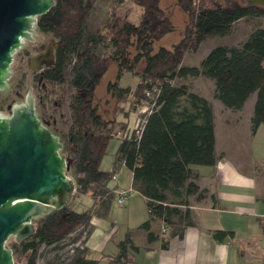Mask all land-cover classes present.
<instances>
[{
  "label": "trees",
  "instance_id": "trees-1",
  "mask_svg": "<svg viewBox=\"0 0 264 264\" xmlns=\"http://www.w3.org/2000/svg\"><path fill=\"white\" fill-rule=\"evenodd\" d=\"M121 1L114 0L115 4ZM133 1L142 7L137 23L117 14L112 7L98 31L86 27L95 0H54L37 18L38 30L56 39L54 64L35 75L45 87L41 108L46 116L56 113L65 99L63 87L66 82L70 85V121L67 129L57 134L64 143L67 172L75 184L72 196L88 194L99 204L80 211L66 204L35 218L32 234L10 244L13 263L22 257L23 264H36L42 245L62 240L77 227L86 229L84 242L96 206L108 204L114 196L107 182L121 161L131 171L132 187L145 199L149 215L139 227L146 230L147 241L158 235L150 229L153 219L162 221L171 235L178 236L194 224L190 197L199 199L203 194L194 180L192 166L213 165L218 157L213 107L207 97L175 80L199 75L211 78L214 97L232 109H240L255 92L251 130L264 124V25L259 22L264 18V5L248 0H173L186 14L183 34L171 47L160 46L153 51V42L172 31L174 24L160 0ZM241 18L255 19L256 23L240 43L215 45L198 65L181 63L187 50H196L207 37L228 34ZM130 45H134L135 53L130 60L119 63ZM107 49L109 55L105 53ZM109 57L118 61L119 70L116 80L107 83V90L120 101L138 104L154 99V104L139 136L120 138L115 167L106 170L100 162L114 136L115 118H105L97 112L92 94ZM141 58L144 65L135 72L138 80L134 88L120 85L123 69L131 71ZM154 88L157 92L152 91ZM148 91L150 95L146 96ZM119 125L123 128L126 123ZM259 220L264 231V219ZM231 233L215 229L212 234L222 239ZM84 248L83 243L67 264H121L131 258V251L138 245L127 233L118 242L117 253L105 262L87 257Z\"/></svg>",
  "mask_w": 264,
  "mask_h": 264
},
{
  "label": "rangeland",
  "instance_id": "rangeland-1",
  "mask_svg": "<svg viewBox=\"0 0 264 264\" xmlns=\"http://www.w3.org/2000/svg\"><path fill=\"white\" fill-rule=\"evenodd\" d=\"M224 1V0H220ZM235 2L243 3L244 0H231ZM160 5L167 10V13L174 24V29L170 32L164 34L160 39H157L153 42V51L157 50L160 46L171 47V45L178 41V39L183 34V29L186 21L185 12L174 3L173 0H160ZM114 8L115 12L124 18L128 19L131 22L137 23L140 19L142 13V7L135 3L133 0H122L119 3L114 2V0H95L93 8L89 14V17L86 22L87 30L98 31L100 30L106 17L110 10ZM250 23L241 22L239 25H235L232 30L226 35H215L207 37L204 39L199 47L196 50H187L182 58L181 63L185 65H198L200 60L208 53V51L218 44H238L240 43L250 32ZM53 35L51 33L43 32L40 36V43L47 44L52 40ZM38 43V48L39 44ZM101 52H104L103 49H99ZM34 49L26 52L24 50L16 51L13 54V60L11 63L12 72L10 78L8 79L9 87L0 89V111L7 113L10 111V107L13 102H20L23 100V97L29 88L35 98L39 93L44 92V85L36 79L33 75V71L29 67L28 58L34 55ZM107 55L110 54V49L105 51ZM135 53L134 45H130L125 51L123 58L119 59V63L126 62L131 59ZM118 61L108 58L106 62V69L99 79L98 83L95 86L93 91L92 102L95 105L97 112L105 118L114 117L115 125L114 130L117 129H132L134 126L136 118L141 113L139 112V104L131 103L129 100L120 101L115 95H112L107 90V83L109 81L116 80L119 64ZM126 64V63H125ZM144 65V60L141 58L134 68L129 71L128 69H123L121 76L118 79L120 85H129L131 88H134L138 77L135 72L140 71ZM67 78L69 77L68 73L66 74ZM184 82L187 84L190 90H193L197 93H204L206 96L211 98L214 104V110L217 118V139L220 144L226 142L228 145L230 143L229 153L233 155L242 154V158L247 160L248 170L255 175V187L257 195L262 198L256 201L257 204H264V130L259 129L253 132L251 128L245 126V119L248 113L252 114L253 102L256 97V93L252 92L247 99L245 100L242 109H232L224 106L221 101L214 97L213 88L214 82L211 78L204 75H199L195 77H186L175 80V83ZM71 91L70 85L66 82L63 87L64 92V101L58 106L59 109L52 118H49L45 123L54 129V132L60 133L67 129L69 124V94ZM35 99V103L37 100ZM147 104V101L143 102ZM144 106V105H143ZM148 110V109H147ZM226 116L231 120L230 128L235 134L232 138H223V130L226 128V124L222 123L223 117ZM125 122V127H120L119 123ZM228 126V125H227ZM264 128V124L262 125ZM60 135V134H59ZM61 139V136H60ZM230 141V142H229ZM120 143V138L113 136L107 145L106 153L103 155L100 167L102 169L110 170L114 168V157L117 150V147ZM262 158V159H261ZM195 165V164H194ZM121 175L125 177V181H128L130 177V171L125 165L118 164L116 166L115 173L118 174L119 170ZM68 173V172H67ZM72 178L73 176L68 173ZM113 179L109 178L107 184L110 188L113 185ZM130 187V196H133V204H144L142 198L136 194L135 189L132 186ZM250 194V193H249ZM251 195V194H250ZM128 197V198H129ZM127 198V199H128ZM127 199L122 204H127ZM244 204H251L252 201L248 199L245 200ZM99 204L98 200L93 199L88 194H75L72 196L67 205L75 210H84L89 207ZM108 204H111L110 211H113L114 208L120 206L116 201V197L113 196ZM99 210V209H98ZM96 215L95 213H93ZM113 214H106L105 218L110 219L109 222H112ZM34 222V220H33ZM85 228L77 227L69 235H67L62 240L50 244L42 245L38 251L36 257V264H67L69 258L72 254L75 253L77 248L80 247V243L85 236ZM87 234V232H86ZM14 241L12 237H9L7 241V246ZM85 249V248H84ZM20 260L17 259L16 263L20 264Z\"/></svg>",
  "mask_w": 264,
  "mask_h": 264
},
{
  "label": "crops",
  "instance_id": "crops-1",
  "mask_svg": "<svg viewBox=\"0 0 264 264\" xmlns=\"http://www.w3.org/2000/svg\"><path fill=\"white\" fill-rule=\"evenodd\" d=\"M244 21L250 23V28L256 23L255 19L241 18L233 27ZM259 22L264 25V18ZM200 94L207 97L213 107L218 157L213 165L192 166L194 180L203 194L199 199L194 195L190 197L194 224L178 236L171 235L162 221L153 219L150 229L158 235L147 241V232L139 225L149 214L144 197L135 190L144 204H133V196H130L127 204H119L113 211H110L111 204L96 206V215L91 217V229L83 242L87 257L101 258L105 262L117 253L118 242L129 233L138 249L131 251V258L121 264H264V231L259 220L264 219V204L256 203L262 198L256 192L255 175L247 169V160L242 158V154L229 153L230 143H219L213 101L204 93ZM251 115L248 113L244 120L248 128H251ZM222 123L226 124L223 138H232L235 132L230 128L231 120L224 116ZM262 125L256 132L264 130ZM122 170L116 173L112 189L132 186L131 171L128 181H125L120 174ZM246 199L252 203L244 204ZM107 213L113 214L111 223L105 218ZM215 229L231 230L232 233L216 239L212 234Z\"/></svg>",
  "mask_w": 264,
  "mask_h": 264
},
{
  "label": "water",
  "instance_id": "water-1",
  "mask_svg": "<svg viewBox=\"0 0 264 264\" xmlns=\"http://www.w3.org/2000/svg\"><path fill=\"white\" fill-rule=\"evenodd\" d=\"M264 5V0H248ZM54 0H0V89L9 87L13 54L25 39L34 41L37 16ZM55 41L28 58L34 73L54 63ZM60 135L38 115L35 97L28 88L9 113L0 111V264H13V251L7 246L28 237L33 220L67 204L75 192L67 174V160ZM24 258H22V264Z\"/></svg>",
  "mask_w": 264,
  "mask_h": 264
},
{
  "label": "built area",
  "instance_id": "built-area-1",
  "mask_svg": "<svg viewBox=\"0 0 264 264\" xmlns=\"http://www.w3.org/2000/svg\"><path fill=\"white\" fill-rule=\"evenodd\" d=\"M152 91L157 92V90L154 88ZM150 92H146V96H149ZM156 95V94H155ZM139 104V112L141 113L140 115H138V117L136 118L137 120L134 123V126L132 129H128V128H124V129H117L114 130L113 134L115 137L118 138H129L132 134L135 136H139V134L141 133V130L143 128L145 119H146V115L151 111V108L154 104V99L152 101L147 102V104L141 102L138 103ZM144 105V106H143ZM148 109V110H147ZM120 165H124L123 162L121 161L119 163ZM111 179L115 180L116 179V173H112L110 176ZM113 193L114 196L116 197V201L119 204H122L125 202V200L129 197L130 195V187H118L113 189ZM164 229V226L162 227V230ZM84 238V236H83ZM83 240V239H82ZM80 247H83V242L81 241L80 243Z\"/></svg>",
  "mask_w": 264,
  "mask_h": 264
},
{
  "label": "flooded vegetation",
  "instance_id": "flooded-vegetation-1",
  "mask_svg": "<svg viewBox=\"0 0 264 264\" xmlns=\"http://www.w3.org/2000/svg\"><path fill=\"white\" fill-rule=\"evenodd\" d=\"M37 18H38V16H37ZM36 31L39 33V35H36V34H34V33H32V36L35 38V40L34 41H31V40H29V39H25L24 40V42L25 43H23V45H21L20 46V48L17 50V51H20L21 49L22 50H24L25 51V53L26 52H28V51H30L31 49H34L35 51H34V54H36V53H38L39 51H41V50H43V49H45L46 47H47V45L50 43V42H52V41H50V42H48L47 44H44V43H40V36H41V34L43 33L42 31H39L38 30V28H37V21H36ZM54 37V36H53ZM52 40H54L55 41V44H56V39L55 38H52ZM38 43H40L39 44V48H38ZM54 62H55V48H54ZM54 64V63H53ZM52 64V65H53ZM51 65V66H52ZM44 68H46V66L45 65H43V67H42V69L39 71V72H37V73H40V72H42L43 71V69ZM37 73H34L33 72V75L35 76ZM40 83H42V81H41V79H39L38 80ZM34 97H35V95H34ZM24 98V97H23ZM36 99V98H35ZM37 102L35 103V106H36V111H37V115L43 120V121H46L47 119H49V118H52L53 116H54V114H52L51 112L49 113V115H45V114H43V111H42V108H41V104L43 103V97H42V93H39L38 94V96H37ZM10 111H7V113H9ZM51 128V127H50ZM51 130H52V128H51ZM53 131V130H52Z\"/></svg>",
  "mask_w": 264,
  "mask_h": 264
}]
</instances>
